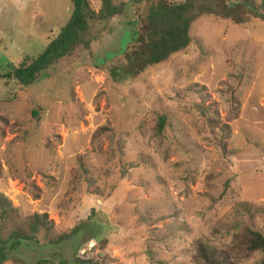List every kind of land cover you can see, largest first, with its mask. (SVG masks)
Segmentation results:
<instances>
[{
  "label": "rangeland",
  "instance_id": "rangeland-1",
  "mask_svg": "<svg viewBox=\"0 0 264 264\" xmlns=\"http://www.w3.org/2000/svg\"><path fill=\"white\" fill-rule=\"evenodd\" d=\"M115 2L123 14L94 24L89 49L29 87L0 77V191L69 232L58 247L0 246V264H200L199 243L229 264H259L242 233L264 235V18L239 22L218 16L221 0H192L193 45L117 78L145 5ZM71 12V0H0V75L31 64ZM79 158L91 182L76 179Z\"/></svg>",
  "mask_w": 264,
  "mask_h": 264
},
{
  "label": "trees",
  "instance_id": "trees-1",
  "mask_svg": "<svg viewBox=\"0 0 264 264\" xmlns=\"http://www.w3.org/2000/svg\"><path fill=\"white\" fill-rule=\"evenodd\" d=\"M191 1L142 0L145 7L138 16V28L131 31L128 37V43L133 42V46L126 47L120 60H117V63L113 65L111 73L118 76L117 78L137 76L151 68L165 64L174 55L187 51L194 42L190 33L192 25L198 17L189 14L193 6L190 4ZM221 1L226 10L218 16L226 18L233 15L239 22L244 20L239 15H249L255 17L256 20L264 18V3L257 7L251 0L240 4H231L232 0ZM71 3L72 12L68 22L58 35L46 45L44 51L31 64L15 67L0 77L17 80L28 87L33 85L43 71L56 65L63 58L69 57L76 49L81 47L89 49L94 41L91 33L94 24L122 15L127 6L125 3L117 4L115 0H101L100 9L95 11L90 0H71ZM119 82L122 81L118 80ZM158 119L157 130L162 134L166 127V117L161 115ZM224 129H228V126H225ZM105 131L106 128H101L95 137H99ZM222 148L224 151L226 150L225 145H222ZM78 164L76 179L84 178L87 183L91 182L90 171L82 158H79ZM91 221L88 222L91 223ZM242 234V246L246 248V252L261 253L262 259L259 264H264V235L252 228H246ZM68 238L69 232L56 231L55 223L50 220L48 214L33 213L24 216L11 199L0 191L1 247H7L14 242L34 244L43 242L46 246L58 247ZM91 239L99 240V237L93 236ZM195 256L200 264L230 263L224 255L216 253L203 243L197 245ZM6 261L2 260L4 263ZM12 261L14 264H30L22 259L13 258ZM36 264H58V262L53 258H43L37 260Z\"/></svg>",
  "mask_w": 264,
  "mask_h": 264
}]
</instances>
